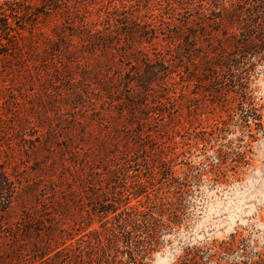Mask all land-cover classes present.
<instances>
[{"label": "rangeland", "instance_id": "1", "mask_svg": "<svg viewBox=\"0 0 264 264\" xmlns=\"http://www.w3.org/2000/svg\"><path fill=\"white\" fill-rule=\"evenodd\" d=\"M43 3L0 0V34L22 33L0 55V162L21 180L0 212V253L60 264L61 250L104 234L98 210L116 202L155 217L143 264H264V55L232 60L215 0H57V15L27 13ZM126 18L156 29L143 46L170 65L146 100L127 91L136 62L98 39ZM114 53L120 74L96 64Z\"/></svg>", "mask_w": 264, "mask_h": 264}, {"label": "trees", "instance_id": "2", "mask_svg": "<svg viewBox=\"0 0 264 264\" xmlns=\"http://www.w3.org/2000/svg\"><path fill=\"white\" fill-rule=\"evenodd\" d=\"M43 1V6H35L34 8L28 4L27 13H31V16L40 14L57 15V8H62L59 6L60 3L57 6V0ZM215 2L219 5L220 23L227 27L225 40L229 46H232L229 53L233 57L232 60L237 64L252 56L264 55V0H215ZM0 14L4 13L0 11ZM127 19L123 21V28H126L124 32H119L116 28V30L109 28L110 30L107 29V32L103 33L98 39L99 41L104 40L102 42L103 51L117 45V53L120 50L124 51L121 54L122 58L128 56L129 60L136 62L135 68L137 70L128 71L127 73L129 76L126 80L127 91L134 97L146 100L152 94L154 83L162 80L163 82L160 83L165 84L166 77H169L170 65H166L162 58H159L160 52H155L156 60L153 61V58L150 57L147 49L143 46L145 42H151L156 37V29H151V34L144 27L141 30V25L136 20H132L133 25L136 26V30H134L132 27H128V21L131 19ZM224 21L227 24L222 23ZM4 25L6 26L0 34V55L8 53V48H5L2 39H7L10 42L15 41L11 38L22 36V33L9 23ZM232 29H235V31ZM13 31L15 34L12 35L11 32ZM30 33L33 36V32L30 31ZM89 37H91L90 34ZM89 42L91 44L95 43L97 46L100 45V42L96 39H91ZM14 45L19 50L22 49L15 42ZM54 50L57 51V48H54ZM115 58L114 53L104 60L97 59L96 64L109 68L115 67L117 73L120 74L122 65L116 68ZM110 70L114 71V69ZM130 75L133 76L132 79H130ZM70 83L71 85L77 84L74 78L70 80ZM20 184L21 180L17 174L8 172L6 163L0 162V212L9 210L20 189ZM119 209L120 206L116 202L104 204L98 210L104 215L103 218H107L105 222L110 223L109 226L104 228V234L97 237L94 243L89 241L86 247L77 246L74 250L73 248L61 250L60 255L63 257L60 264H143V257L149 251L147 244L150 245L154 241L153 220L155 217L151 212L145 217L143 212L136 209L125 208L121 211ZM108 212L116 213L114 219L110 220L108 218ZM21 229L24 235L30 233L29 223L24 224ZM20 256H22L21 251L16 252L14 255L0 253V264H17L20 261ZM195 260L196 255H191L178 264H196Z\"/></svg>", "mask_w": 264, "mask_h": 264}]
</instances>
